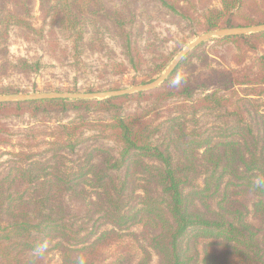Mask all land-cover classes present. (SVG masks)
I'll return each instance as SVG.
<instances>
[{
	"label": "trees",
	"instance_id": "16d2710c",
	"mask_svg": "<svg viewBox=\"0 0 264 264\" xmlns=\"http://www.w3.org/2000/svg\"><path fill=\"white\" fill-rule=\"evenodd\" d=\"M152 1L168 17L157 19L202 33L264 24V0ZM36 2L45 22L74 35L75 57L92 28L114 35L140 69L144 3ZM27 5L0 0V78L44 68L8 57L11 29L44 32ZM216 41L233 44L243 59L263 54L238 68L198 70L199 47L152 91L0 102L7 116L75 114L44 131L43 152L14 153L0 172V264H264V33ZM133 100L146 105L124 113Z\"/></svg>",
	"mask_w": 264,
	"mask_h": 264
},
{
	"label": "rangeland",
	"instance_id": "374dc122",
	"mask_svg": "<svg viewBox=\"0 0 264 264\" xmlns=\"http://www.w3.org/2000/svg\"><path fill=\"white\" fill-rule=\"evenodd\" d=\"M129 1L136 6L146 5L145 10H147L146 14L138 15L136 23L143 32L140 34L139 43L140 69L129 64V59L123 54L121 45L114 35L108 31L98 33L92 28L85 35L83 43L81 42L80 54L75 57L74 35L60 31L52 26L49 20L45 22L36 0H25L30 8L32 23L38 29L43 28L44 32L40 35L20 28L11 29L6 43L8 57L14 62L23 59L31 64L40 63L44 68L37 74L19 73L4 76L0 78V88H9L18 92L15 95L28 96L49 93L115 92L147 85L150 83L140 84V82L148 78L156 64L169 62L166 71L188 45L205 34L199 32L196 25L188 26L184 23L177 25L167 19L160 17L157 19L155 17L157 13L166 14H163L165 11L152 0ZM213 5L219 6L218 0H213ZM165 17L168 18L167 15ZM199 47L196 58L193 59L198 70H206L207 65L215 68H238V62L243 59L236 46L230 43H218L216 39L207 41ZM262 54L263 51L258 50L256 54L246 56L243 64H251L256 56ZM164 72L155 76L152 82ZM145 105V102L133 100L124 105L123 112L132 113ZM90 115L94 117L97 114ZM74 117V113L58 116L0 114V130H3L0 134L2 137L0 172L14 158V153L43 152L46 148L43 143L44 131Z\"/></svg>",
	"mask_w": 264,
	"mask_h": 264
},
{
	"label": "water",
	"instance_id": "95a60500",
	"mask_svg": "<svg viewBox=\"0 0 264 264\" xmlns=\"http://www.w3.org/2000/svg\"><path fill=\"white\" fill-rule=\"evenodd\" d=\"M264 33V24L258 26H249L242 28H226L215 31H210L199 36L193 43L188 45L171 63L167 70L154 82L133 87L128 90H121L115 92H88V93H49V94H36V95H0V102H26V101H38V100H53V99H63V100H103L116 96H123L135 93H142L154 90L162 85L173 72L177 69L180 63L196 48L207 41L214 39L235 37V36H245L252 34Z\"/></svg>",
	"mask_w": 264,
	"mask_h": 264
},
{
	"label": "clouds",
	"instance_id": "9594fccd",
	"mask_svg": "<svg viewBox=\"0 0 264 264\" xmlns=\"http://www.w3.org/2000/svg\"><path fill=\"white\" fill-rule=\"evenodd\" d=\"M174 82L178 83L179 81L177 80V81H174ZM46 246H47V242H45L43 245H39V246H37V248L35 249V251H36L37 253H40V252L43 251V249H44ZM78 264H84V261L81 259V260L78 262Z\"/></svg>",
	"mask_w": 264,
	"mask_h": 264
}]
</instances>
